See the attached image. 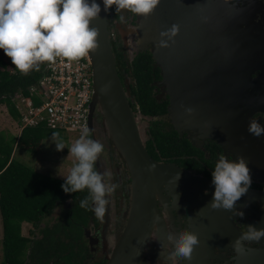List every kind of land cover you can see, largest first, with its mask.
<instances>
[{"label":"flooded vegetation","instance_id":"af4514ba","mask_svg":"<svg viewBox=\"0 0 264 264\" xmlns=\"http://www.w3.org/2000/svg\"><path fill=\"white\" fill-rule=\"evenodd\" d=\"M259 1L262 5L255 0H242L241 5L245 3L244 6L250 15L249 21L253 24L250 31L261 44L264 39V0ZM109 13L110 30L116 32L119 37L120 19L113 15L110 9ZM130 14L131 19L128 16L127 21L135 23L136 17ZM118 39L125 46L124 41L120 37ZM117 47L119 48L118 45ZM118 70L120 77L124 76L121 77L122 81L128 80L125 85H129V82L134 83L132 77L125 78L121 67H118ZM260 72L255 70L252 76L258 77ZM161 80L160 68V78L153 83L156 91L155 101L164 104V110L155 115L161 116V119L155 120V116L146 118L139 107L135 106V96L130 90L127 92L131 106L134 103L132 108L135 114L142 116L139 122L149 119L145 125L147 137L143 138L144 145L156 160L175 163L190 171L197 180L177 184L172 182L154 194L157 205L155 216L160 218L158 222L156 217L153 220L155 239L152 237L148 243L140 246V251L136 249L130 258V264H175L169 256L171 245L167 241V234L169 232L178 234L188 229L198 234L200 244L195 247L190 261L181 260L179 264H264V237L260 241H242L240 253L232 246L235 240L247 231L248 225H254L257 229L264 228V199L257 195L264 192V135L255 137L248 132L250 119H256L264 125V82L251 84L249 89L254 93L242 97L240 99L242 101L236 107L232 106V103H226L223 112H213L210 109L211 114L202 116L204 125L184 118L181 126L177 128L170 117V96L165 88H162ZM198 111L206 112L204 108ZM152 128H161L168 134L177 135L180 153L176 152L174 159L167 160L162 154V149L156 146L153 150L150 149L148 138ZM96 131L107 137V140L102 137L105 144L104 152L97 162V168L101 172L108 170L111 182L119 185L109 198L110 203L103 222L96 218L93 211L72 206L70 200L67 203L70 206L62 204L64 212L57 216L58 221L52 226L46 217L54 211L44 217L38 226L33 222L24 221L21 225V234L29 239V246L23 258L24 264H106L118 244L136 208L132 206L134 202L132 178L126 162L108 136L105 123L101 122L98 125L94 114L91 138L95 140L98 139ZM103 142L101 141L102 144ZM186 144L190 149L185 147ZM221 153L227 155L229 159L243 155L249 161L252 185L247 194L236 203V209L242 210L243 216L234 215V210L212 209L208 206L215 190L211 172ZM104 160H107L106 168ZM188 216L191 217L190 220ZM24 224H31L33 227L26 235L23 233ZM256 253L262 254L261 258ZM74 254L77 257L67 262L66 258H71ZM2 259L4 262V256Z\"/></svg>","mask_w":264,"mask_h":264},{"label":"water","instance_id":"95a60500","mask_svg":"<svg viewBox=\"0 0 264 264\" xmlns=\"http://www.w3.org/2000/svg\"><path fill=\"white\" fill-rule=\"evenodd\" d=\"M97 3L101 5L100 17L90 24L99 29V46L89 52L94 91L89 129L93 128L98 110L108 136L128 166L134 192L132 206L136 207L106 264H130L136 249L140 251L139 247L153 237L157 207L154 194L172 182L196 181L197 177L175 163L156 160L146 149L139 122L142 116L135 114L127 96L128 80L123 82L119 75L109 10H104L103 0ZM241 3L242 0H161L154 14L136 19L138 25L133 27V33L119 28L126 48L128 41L137 52L147 50L144 46L151 43L153 58L161 68L160 84L170 96V117L177 128L184 118L204 125L200 114H211L210 109L223 112L226 103L236 107L242 97L254 93L249 89L251 84L264 82V39L259 44L250 31L253 24L245 3ZM123 14L126 18L127 10ZM174 24L179 30L173 40L167 47L159 46L160 33ZM255 70L261 71L256 78L252 76ZM187 108L194 112L189 114ZM200 108L206 112L198 111ZM257 195L264 199V192Z\"/></svg>","mask_w":264,"mask_h":264},{"label":"clouds","instance_id":"9594fccd","mask_svg":"<svg viewBox=\"0 0 264 264\" xmlns=\"http://www.w3.org/2000/svg\"><path fill=\"white\" fill-rule=\"evenodd\" d=\"M160 2L161 0H103V6L105 11L115 6L119 19L128 18V12L147 19L154 14ZM124 10H127L126 18ZM100 13L101 5L97 0H0V49H3L23 75H28L33 70L40 71L44 63L54 64L57 58L80 60L99 46V29L90 24L100 17ZM178 30V25L174 24L170 29L162 31L159 46L167 47ZM111 35L114 36L112 31ZM186 111L192 114L194 109L187 108ZM248 132L261 137L264 135V125L256 119H250ZM52 141L55 142L57 151H63L66 147L58 131L52 133ZM67 147L69 155L75 157V162L61 187L65 193L87 190V195L79 206L93 211L96 218L103 222L109 198L119 187L111 182L107 170L101 172L97 168L104 145L91 138V130L85 127L74 143ZM154 167L151 166L153 169ZM177 176L179 178V174ZM211 176L215 190L208 206L212 209L234 210V215L243 216V211L236 209V203L247 194L252 185L249 161L243 155L229 159L221 153ZM188 218L191 219L190 216ZM159 219L156 217L157 222ZM262 237L264 228L257 229L254 225H248L247 231L232 246L240 253L242 241H260ZM167 241L171 245L169 256L175 264H179L181 260L190 261L195 247L200 244L198 234L191 229L178 234L169 232Z\"/></svg>","mask_w":264,"mask_h":264},{"label":"trees","instance_id":"16d2710c","mask_svg":"<svg viewBox=\"0 0 264 264\" xmlns=\"http://www.w3.org/2000/svg\"><path fill=\"white\" fill-rule=\"evenodd\" d=\"M113 14L119 17L115 6L111 8ZM120 37V35H119ZM113 42L116 59L126 77H132L134 83L129 82V90L135 96L136 104L146 118H152L164 110V104L155 100L154 81L160 78V68L156 66L152 51H134L132 55L126 53ZM128 57V59H126ZM40 71H31L28 75L21 74L11 59L0 49V104H5L13 120L20 123V112L16 107V98L29 95L30 88L39 83L45 66ZM124 78L123 75H121ZM134 103L132 104V106ZM135 109V107H134ZM136 110V109H135ZM158 122H154L157 124ZM51 130L44 125L26 127L22 130L15 144L23 149H37L46 131ZM148 145L150 149L158 147L167 160H172L176 152L180 153L177 135L168 134L161 128L149 131ZM187 149L190 146L186 144ZM14 146L0 133V213L3 224L2 250L4 262L2 264H24V256L29 246V239L22 236L21 225L24 221L38 223L57 206L72 201V206H79L80 201L87 195V190L77 193H65L62 184L65 179L42 174L13 157ZM187 152V151H186ZM160 159L159 156H156ZM47 255V254H45Z\"/></svg>","mask_w":264,"mask_h":264},{"label":"built area","instance_id":"2783aa9c","mask_svg":"<svg viewBox=\"0 0 264 264\" xmlns=\"http://www.w3.org/2000/svg\"><path fill=\"white\" fill-rule=\"evenodd\" d=\"M90 56L69 61L57 58L45 66L39 83L29 95L16 98L22 128L44 125L51 130L76 131L89 128V105L93 96Z\"/></svg>","mask_w":264,"mask_h":264},{"label":"rangeland","instance_id":"374dc122","mask_svg":"<svg viewBox=\"0 0 264 264\" xmlns=\"http://www.w3.org/2000/svg\"><path fill=\"white\" fill-rule=\"evenodd\" d=\"M111 11V9H110ZM128 16L131 19V14L128 12ZM127 16V17H128ZM136 19H140L138 15H134ZM127 19V18H126ZM126 19H120V24L121 27L128 32V34L133 33V27L138 25V23H131L130 21H126ZM113 21V18H111ZM114 34L113 36V42L116 43L115 46H119V48H122V43L119 41V37L116 34V32H112ZM134 39V38H133ZM137 39H134V42H136ZM143 46V45H142ZM114 47V46H113ZM125 47V46H124ZM147 50L152 49L151 43H147V46H144ZM126 48V47H125ZM144 49V48H142ZM126 53L128 55H132V53L135 51L134 50V45L131 44V41H128L127 48H126ZM128 59V57H126ZM14 66V65H13ZM95 121L99 125L101 122H103V117L101 113L96 110L95 112ZM149 119L146 121L145 119L140 122V129L141 133L143 135V138L145 139L147 137L145 131L147 127L145 126ZM16 120H13L11 116L8 113L7 106L5 104H0V133L1 137H4L8 142H11L14 146V154L13 156L15 157V160L21 162L22 164L28 166L29 168H32L42 174H48L54 177H58L61 179H66L65 176L69 174L71 167L73 166L75 162V157L69 155V149L67 146H70L71 143H74V141L79 137L76 131H58L61 134V137L63 138L66 147L64 148L63 151H57L56 150V145L55 142L52 141V133L55 131H46L45 136L43 137V140L40 144V146L36 149H23L20 148L17 142V145L14 143L15 139L18 136L19 130L23 129L21 125L18 124ZM96 136L98 137L99 142H103L102 137H104L107 140V137L103 136V134H98L97 131L95 132ZM100 139V140H99ZM103 145L104 142H103ZM106 162L107 160H104V166L106 168ZM108 171V170H107ZM113 183V182H112ZM115 184V183H113ZM65 206H70L65 205ZM122 209V207H121ZM63 205L61 207H58L57 209L54 210V212L50 215L47 216L46 219L49 220L50 226L52 224L56 223L57 216H60L64 211ZM43 223V222H42ZM25 227L23 228V233L26 235L28 234V231L33 228L31 224H24ZM3 224H2V217L0 213V263L3 261L2 256H3V250H2V245H1V239L3 236L2 229ZM108 251V249H107ZM77 257V255H73L71 258H66V261L69 262L70 260L72 261L73 258Z\"/></svg>","mask_w":264,"mask_h":264},{"label":"crops","instance_id":"0c3cea01","mask_svg":"<svg viewBox=\"0 0 264 264\" xmlns=\"http://www.w3.org/2000/svg\"><path fill=\"white\" fill-rule=\"evenodd\" d=\"M21 132H22V130L20 129L19 132H18V136L21 135ZM17 138H18V137H17ZM13 157H14V156H13Z\"/></svg>","mask_w":264,"mask_h":264},{"label":"bare ground","instance_id":"6f19581e","mask_svg":"<svg viewBox=\"0 0 264 264\" xmlns=\"http://www.w3.org/2000/svg\"><path fill=\"white\" fill-rule=\"evenodd\" d=\"M199 114H200V113H199ZM199 114H198V115H199ZM200 115H202V116H203V115H205V114H200Z\"/></svg>","mask_w":264,"mask_h":264}]
</instances>
